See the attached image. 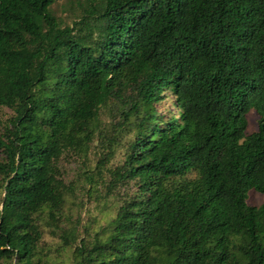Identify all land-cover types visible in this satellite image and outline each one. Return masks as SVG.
<instances>
[{
    "label": "trees",
    "instance_id": "1",
    "mask_svg": "<svg viewBox=\"0 0 264 264\" xmlns=\"http://www.w3.org/2000/svg\"><path fill=\"white\" fill-rule=\"evenodd\" d=\"M59 1L0 0V264H42L60 160L95 142L86 180L117 212L62 231L74 264H264V0H88L72 26Z\"/></svg>",
    "mask_w": 264,
    "mask_h": 264
},
{
    "label": "rangeland",
    "instance_id": "2",
    "mask_svg": "<svg viewBox=\"0 0 264 264\" xmlns=\"http://www.w3.org/2000/svg\"><path fill=\"white\" fill-rule=\"evenodd\" d=\"M88 0H60L51 8L54 15L65 26L80 20ZM157 107L163 112H177L174 101L170 98L168 101L158 104ZM13 115L7 108H0V127ZM258 114L252 110L247 114V135L255 133L258 130ZM127 140V139H126ZM124 141V143L126 142ZM89 152L87 159L85 156H78L75 153H66L60 160V167L63 179L70 189L66 193V202L61 219L51 220L47 213L40 216L43 239L39 246L42 264H74V249L76 244L65 246L62 239V231L73 233L80 241L82 238H91L97 232L106 228L110 221L116 216L118 201L114 197L104 198L105 189L102 179H97L99 186L92 187V184L86 180L91 170L95 169L97 158L103 151V145L95 142ZM104 152V151H103ZM124 149H119L108 167L118 165L123 159ZM2 156L0 154V160ZM87 172V175L86 173ZM91 191H89V189ZM264 202V196L256 191L249 193L248 204L251 206H260ZM92 235L90 236L89 233Z\"/></svg>",
    "mask_w": 264,
    "mask_h": 264
}]
</instances>
